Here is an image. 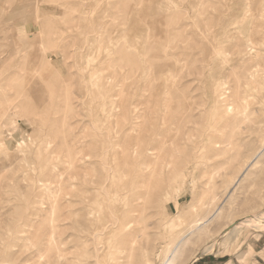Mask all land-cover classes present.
Segmentation results:
<instances>
[{
    "label": "rangeland",
    "instance_id": "374dc122",
    "mask_svg": "<svg viewBox=\"0 0 264 264\" xmlns=\"http://www.w3.org/2000/svg\"><path fill=\"white\" fill-rule=\"evenodd\" d=\"M0 8V264H250L264 155L228 195L264 148V0Z\"/></svg>",
    "mask_w": 264,
    "mask_h": 264
},
{
    "label": "bare ground",
    "instance_id": "6f19581e",
    "mask_svg": "<svg viewBox=\"0 0 264 264\" xmlns=\"http://www.w3.org/2000/svg\"><path fill=\"white\" fill-rule=\"evenodd\" d=\"M1 9V8H0ZM248 15V14H247ZM137 18V17H136ZM244 17H242V19H243ZM260 40H262V41H264V38H262V39H260ZM248 42H251V44L252 43H254V42H256V40H253V39H251V38H249V40H248ZM254 45V44H253ZM255 46V45H254ZM249 51H250V49H249ZM254 51V50H253ZM255 52H256V50H255ZM257 52H258V50H257ZM250 54H252V52L250 53ZM257 55L256 56H258V53H256ZM110 79V78H109ZM225 97H227V95H225ZM224 97V98H225ZM225 100H228V98L227 99H225ZM224 99H223V101H225ZM237 101V104H240L241 102L239 101V100H236ZM234 103H236V102H231V99H230V102H228L227 103V101H226V104H225V108H224V106L223 107H217L218 109H217V112H218V114H217V112L215 113L216 115V117H218L219 118V120H221L222 121V119L223 118H226L227 116H228V114L229 113H232L233 112V110H235V108L233 107V105H234ZM231 111V112H230ZM215 117V119H218V118H216ZM214 131L212 132L214 135H217V134H219V132H220V129L218 128V129H213ZM213 144L215 145V147H218V146H220V144H221V142H219V141H213ZM146 151H147V149H146ZM142 153L144 154V152H143V150H142ZM264 155V148H262L261 150H259V152L256 154V156H255V158L246 166V168H245V171L242 173V175H240V177H238V179H236L235 180V182L233 183V190H231L230 191V193H229V195L228 196H230V194L238 187V185H239V183L241 182V180L245 177V178H247L246 177V174L248 173V171L249 170H251V169H253L255 166H256V164L258 163V159L259 158H261L262 156ZM250 173V172H249ZM248 175V174H247ZM221 210V206H219L218 208H217V210H216V212L214 213V215L213 216H211L208 220H206V221H204V222H202V223H198L197 225H196V227L195 228H193L192 229V232H194V231H198V230H201L203 227H205V225H207L211 220H213V218L216 216V214L219 212ZM91 213H93V211H91ZM119 219H121V217L119 218ZM121 221V220H120ZM250 224H252V222L253 223H259L258 225H261V224H263V222H264V212L261 214V215H258V216H255L254 218H252V219H248L247 220ZM105 225L106 224H104L103 225V230L105 229ZM234 225L235 224H231L230 226H232V228H230V229H228L230 226H228L225 230H223L222 231V235L224 236V235H227L232 229H233V227H234ZM123 226H125V225H123ZM204 230V229H203ZM202 230V231H203ZM234 230H232L231 232H233ZM230 232V233H231ZM181 242H182V240L181 241H179L176 245H175V248H174V250L169 254V255H167V257L165 258V261H164V263L163 264H175V261H176V258L178 257L177 255H178V253H179V249H180V244H181ZM181 251V250H180ZM181 258V257H180Z\"/></svg>",
    "mask_w": 264,
    "mask_h": 264
},
{
    "label": "crops",
    "instance_id": "0c3cea01",
    "mask_svg": "<svg viewBox=\"0 0 264 264\" xmlns=\"http://www.w3.org/2000/svg\"><path fill=\"white\" fill-rule=\"evenodd\" d=\"M260 227L261 228L259 229H264V223L261 224ZM258 235L259 238L256 241L246 243L245 247L243 248V250L249 252L253 256L250 258V264H255V261L259 263L260 262L259 259H263L259 255V253L264 251V233L259 232ZM224 241H225L224 239L220 241L219 248L222 250H224V244H223ZM189 264H242V260H240V258L236 253L230 254L225 252L223 254H204L200 257L195 258Z\"/></svg>",
    "mask_w": 264,
    "mask_h": 264
},
{
    "label": "water",
    "instance_id": "95a60500",
    "mask_svg": "<svg viewBox=\"0 0 264 264\" xmlns=\"http://www.w3.org/2000/svg\"><path fill=\"white\" fill-rule=\"evenodd\" d=\"M232 228V226H230L228 229Z\"/></svg>",
    "mask_w": 264,
    "mask_h": 264
}]
</instances>
